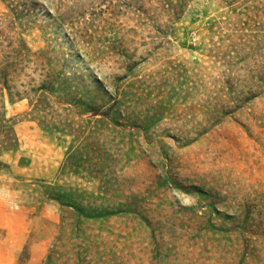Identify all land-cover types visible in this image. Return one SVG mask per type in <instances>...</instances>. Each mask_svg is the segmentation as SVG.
<instances>
[{
  "label": "rangeland",
  "instance_id": "374dc122",
  "mask_svg": "<svg viewBox=\"0 0 264 264\" xmlns=\"http://www.w3.org/2000/svg\"><path fill=\"white\" fill-rule=\"evenodd\" d=\"M264 264V0H0V264Z\"/></svg>",
  "mask_w": 264,
  "mask_h": 264
},
{
  "label": "trees",
  "instance_id": "16d2710c",
  "mask_svg": "<svg viewBox=\"0 0 264 264\" xmlns=\"http://www.w3.org/2000/svg\"><path fill=\"white\" fill-rule=\"evenodd\" d=\"M55 260V258H54V256L53 255H50L49 257H48V263L47 264H52V262ZM82 259H81V257H78L77 258V261H75V264H81L80 263V261H81Z\"/></svg>",
  "mask_w": 264,
  "mask_h": 264
}]
</instances>
